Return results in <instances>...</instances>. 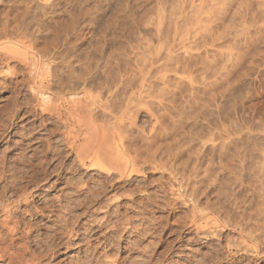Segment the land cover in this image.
<instances>
[{"label":"rangeland","instance_id":"rangeland-1","mask_svg":"<svg viewBox=\"0 0 264 264\" xmlns=\"http://www.w3.org/2000/svg\"><path fill=\"white\" fill-rule=\"evenodd\" d=\"M20 1L21 0H0V8H2L0 9V16H3L4 13L11 8V6L13 7L11 9H14L12 11H15L16 6L24 7V5H27L31 8H35L38 6V10H47V14L49 15L48 16L46 14L47 17L54 16L52 17V22L50 21V25H53V21L55 23L56 20H60V22L66 20V22H68V24H66L70 26V28L68 32H65L67 33L68 36H66L69 38L70 42L66 45H63L65 48H71V51L73 50V53L75 55L82 56L83 58L87 57L94 63L99 59L96 64H100L101 66L105 65V61L109 59V65L106 66V69L104 68L105 70H110L109 72L112 71L110 75L111 78L108 77L107 87H109V85L112 87L116 85L117 95L114 102L116 101L115 105L117 104V106H120L121 102V107H123L124 103L127 101V98L132 95L130 94V92L133 91H130L131 87L132 89H134L136 86L138 87L137 84H139L140 80L139 70L141 68V64H143L145 61L149 62L151 59L153 62L150 67V72L148 74L149 78L147 82L150 86L147 84L145 91H148L147 93L144 91V93L149 94L150 97L149 95L143 96L141 93V96L138 97L137 100L135 99L137 102L133 100L136 104L132 102L135 107L131 106L133 107L131 108V113L132 115H136V126L139 128V131H141L143 134H147L146 132L149 131V128L154 125V122L152 123L153 119L148 116V110L150 108L152 109H150L151 112L155 114H162V112L164 111L163 108L166 107L163 103L166 102L165 105L168 106V104L174 102L175 104H177L176 106H178L176 107V114L173 113L175 114L174 119H176V115H178L179 117H177L176 120L181 121V117L183 116L182 121L180 122L182 124V127L180 126L181 128L179 127V125H181L179 122H174L176 124V128H178L176 129V132L178 134H180L178 130H182V132L183 130H185V133L187 132L186 134L183 132L186 138L181 137L183 141V145L181 148H183L185 144L184 152H181L184 153V155L180 160L182 161L181 165H184V169H182V166L180 165L182 172H184L183 170H185V172L188 174V172L190 171L188 169L192 167L194 160L198 156H195L194 154L197 153H199V156L201 157L200 161H203H201V163H205V166L209 162L210 165L212 163V165L218 166L220 161L219 154L222 152L221 147L225 142L229 151L227 152V160L229 159L228 161H230V165H232V167H236V169L238 170L229 174V176H233L231 177L232 181H235L234 183H238L240 182V180H236V177L241 178V180H245V182L243 180L241 182L246 186L247 184L245 183H249L250 185L255 186L258 185V182H260L259 185L262 188V190L260 189V194L264 195V184H261L264 182V178L261 179L262 182L259 181L260 178H257V176L253 174V171L255 170H253L252 172L249 170L250 167V169H252L253 167L254 169H260L262 167V161H264V153H262V151L264 152V0ZM51 5L53 7H51ZM172 7H174V9ZM49 11H52L51 14ZM86 12L88 13V15L86 14ZM195 15L198 17H196ZM187 20L188 25H191L188 26L187 24H185L187 23ZM45 34L48 35L46 36ZM45 34L44 41L46 39L50 41L51 35L49 36V33ZM58 43L60 42H57V45H51L50 48L52 52L56 51L57 46H59V48H63V46ZM190 43H192L193 45ZM96 47L98 49H96ZM9 48L14 50L16 49L17 51L19 50L18 52H21V55L24 54L26 57L24 58L27 62V65L24 66L23 64H19L18 67V65L16 66L15 63H11L10 65L15 64V69L19 71L18 76L10 80L14 81L13 83H19L17 84V92H14V94L9 89H2L0 92V106H3L5 104L6 108V111L4 113L2 107H0V109H2L3 111V113L0 112L2 114L0 116V124H5L7 122L5 124V127L7 128L3 127V124H1L2 128L0 127V165L3 166V164L5 163L4 166H6L4 168L6 171L3 170L4 166H0V169L3 170H0V172H2L0 173V176H5V179L11 180L12 177H14V175L16 174V178L14 177L13 179L19 180L17 185H19L20 191H17L16 194H11V192H8L6 194L8 195V197L6 196V200H8L7 202L12 200L11 202H13V204L15 203L14 205L18 204L21 213L20 217L22 216V220L24 223L30 222L28 224H31L32 236L38 244H44L47 239L49 240L48 235L51 236L54 233L52 228H55L56 223L58 224L56 216H58V214L60 213L65 215V218L68 221L71 220V222H76L75 225L77 224L76 227L79 226V230H82L81 232H83L84 229H87V231H85L87 233L90 228L93 227V233H88V235H90V238H87V234L85 235L86 242L89 239H93L95 234L99 235L100 241L99 239L98 241H91L93 244L92 246H96L98 242L99 245H106L109 241V244L115 243L122 246L121 251H117L115 249V246L114 248L109 249L112 251L106 252V255L109 254L108 256H111V258L113 256V258L120 260V264H128L129 262H131L132 264H147L149 262V264H151V262L153 264H193L194 262V264H264V253L262 254L263 258L259 257L256 259L250 253L236 252V250L234 249V245L239 243L242 238L237 233V231L231 227L222 229L223 235L221 236V238L216 235H210V237L205 238L204 236H201L198 233L194 232L193 226L190 222H188L191 207L189 206V203H185L186 200H189V197L185 195L182 196L181 191H183V187H181L179 183V181L182 180V182H185V177H183L182 179V177L180 178V176H178V178H180L181 180H175L177 182L176 183L174 180L170 179L171 175L169 176L168 171L166 172L162 169L160 170V168H151V166L154 164L151 165L149 163L139 162V166H143L142 172L133 174L130 184L125 185L122 180L117 181L114 175H112L113 179L110 180V183L111 185L113 184V186L111 187L110 183L108 184L105 180L106 172L96 170L94 169V167L91 169L89 161H86L83 165L77 162L76 156H74L75 154L69 151L70 148L68 144H66L67 142L64 138L65 128L62 127L58 122H56V118L54 117V115L50 113L52 116L51 117L50 115L46 114L47 111H40V106L42 105L40 103H43L45 100V103L48 102L49 104L52 98H57L56 95L55 97L54 95H52L53 88L52 90L51 88L50 90H46L47 86H44L45 88H40V90L42 91L41 94L45 93L42 96L40 94H38L39 96H33V93L31 92V94L29 92V85L33 84L32 76L35 75L34 71L39 70L40 72L42 71L44 73L45 69L48 67L47 63H44L42 61L39 62L40 60L36 51L19 42L10 43ZM165 48L167 49V51ZM74 50L76 52H74ZM169 50H172L171 53H169ZM105 51H107L108 55H106ZM100 52H103V54ZM168 54H171L170 58L166 56ZM95 57L100 58L95 59ZM32 59H35L34 62ZM211 62L213 63V65ZM173 65H177V69L174 68ZM2 68L5 70L6 74V67L3 66ZM30 73L34 74L31 76ZM26 80L31 82H26ZM37 80H39V77L35 79V81ZM135 81L137 82L135 83ZM205 85L206 89H204ZM178 87H180L182 91H184L176 92L177 95H174L176 99L170 102L173 99L172 97H170L171 94L174 90H177ZM134 90L136 91V89ZM83 92L87 97L89 95L94 96V94L95 96H97V94L99 93L96 90L86 88L80 94H75L72 97H67L68 94H64L63 98H70L71 100L77 99V97L80 98L83 95V99L85 100ZM103 92L105 91L103 90ZM103 92L100 93V103L104 104V101H107V94L105 93V95ZM16 93H18V96ZM11 94L12 96L14 94V96H17V98L14 96V98H12ZM9 95L11 99L18 100L17 105L20 102L18 106L15 105L16 108H18L17 110L19 111H13V109L16 110L14 105L6 107L7 99L10 101V97L7 98V96ZM51 96L52 98H50ZM168 98L171 99L169 100ZM196 98L198 99V101ZM49 99L50 101H47ZM107 99H109V96ZM216 99L217 101H215ZM53 100L52 102H50V104H59V101L57 99H55L56 103ZM160 100L162 101L160 102ZM86 101L89 100H85V104ZM193 101L196 103H193ZM159 102L160 104L162 103V108L160 107L161 105L159 104ZM45 103L44 106L46 105ZM174 103L170 105L175 106ZM7 104L9 105V103ZM156 104H158L159 106ZM37 105L39 106L37 107ZM7 108H9L8 111L10 113H8ZM37 108L39 109L37 110ZM144 108L147 112L144 110ZM180 108L182 113H178V111H180ZM11 109L12 112H14V117L12 116L13 113H11ZM132 109L133 111L136 109L138 110V112L135 111L136 113L134 114ZM185 111L189 112L185 113ZM5 114L6 116L7 114H11L9 116L12 118L9 119L8 116V121H6L7 118ZM179 114H181L182 116ZM4 116L6 119L4 118ZM1 119L3 121L5 120V122H3ZM13 119L14 122H11L13 121ZM167 119L169 120V118H166L164 122L165 125L167 124L168 126V123L171 119L169 121ZM170 123H172L170 124V126H172V120ZM89 131L90 129L86 130V134L84 132V137L88 136L89 138V134H91V131ZM188 131L190 132V134L188 133ZM183 133L181 136H184ZM77 143H80V141H78ZM242 148H244L245 150ZM239 150L241 152H239ZM193 156H195V158ZM161 158V156L160 158L159 156H156V160ZM190 158H194L193 162H191L192 160ZM16 159L18 161H15ZM169 159L170 158H168L166 155H163L162 160H164L165 163L168 161L169 164H171V161H169ZM2 161H4L3 164L1 163ZM71 161H75L76 163L74 162V164H71ZM15 162L17 163V165ZM157 162H159V160ZM183 162L186 163L183 164ZM14 165L17 167H14ZM190 165L191 167H189ZM238 165V168H240V166H244V173H239L240 170L237 168ZM8 166L9 168H7ZM246 166H248V168ZM166 167H169L168 163L166 164ZM11 171H13L14 173ZM241 173L243 176L241 175ZM254 178H256V181ZM251 180L255 181L256 184H254V182H251ZM98 184L106 185V192L104 191V195L102 194V198L99 199L100 201L98 200L99 203L89 199V197L92 198V194L94 193L91 190L95 191L98 187ZM88 187L90 188L88 189ZM25 193L27 194L25 195ZM22 197H27V201H23ZM18 200H21L19 202L20 204L18 203ZM256 200H260V198L258 199V197H256ZM260 201H263L261 203L264 205V198H261ZM27 203H30V208L26 206ZM262 204L260 205L259 210V213H262L261 215H259V222L264 224V206H262ZM0 212L2 216V211L0 210ZM75 214H80L78 219H74ZM111 221L113 222V224ZM133 226L136 229L133 228ZM96 229L97 231L94 234V231ZM196 235L198 236V238ZM43 238L44 240H46H42ZM94 238H96V236ZM85 239L83 240L84 242ZM190 239H193V242ZM252 243L259 244L258 241H248V244L253 245ZM129 245L130 247L127 248V246ZM228 245H231L230 247L232 248H228ZM259 245L261 250H264L263 246L261 244ZM131 246L135 247L131 248ZM85 248L86 246H83L81 249L84 250ZM220 248H223L224 251ZM164 251L166 252L162 254V252ZM80 252V249L77 247L70 249V251L62 253L56 260L51 262L54 263L55 261H59L60 263L58 262L57 264H67V262L75 259L78 255L81 256L82 252ZM100 252L103 253V251ZM217 252H219V254H216ZM234 252H236L237 254ZM233 253L235 255L233 259H230V256ZM123 258L126 259L125 262ZM108 259L106 258L107 261ZM208 260L212 261L209 262ZM49 261L50 260L48 259V257H44L42 259V264H45V262L47 264Z\"/></svg>","mask_w":264,"mask_h":264},{"label":"bare ground","instance_id":"bare-ground-1","mask_svg":"<svg viewBox=\"0 0 264 264\" xmlns=\"http://www.w3.org/2000/svg\"><path fill=\"white\" fill-rule=\"evenodd\" d=\"M13 1V0H12ZM22 1V0H21ZM20 1V2H21ZM39 1V0H38ZM44 1V0H43ZM56 2V1H55ZM96 2V1H95ZM218 2V1H216ZM26 4V3H25ZM52 4V2H51ZM38 5V4H36ZM31 6V5H30ZM44 6V5H43ZM42 6V8H43ZM60 6V5H59ZM92 6V5H91ZM116 6V5H115ZM203 6V5H202ZM18 7V6H16ZM15 7V11H12L14 9L11 6L10 9H8L3 16H0V92L2 89L4 90H11L13 93L17 92L16 90L18 89L17 84L19 83H13L14 81H10L13 78H16L18 76L19 71L15 69V67L19 64H23L24 66L27 65V62L25 61V55H21V52L19 53L16 49H10L9 48V44L10 43H14V42H19L21 44H24L25 46H28L32 49H34L36 51V53L38 54V58H39V62H44L47 63V68L45 69L44 73L39 70H35V75L32 76L34 73H30L32 76V81L33 84L29 85V92L33 93V96H37L38 94H40L41 96L44 94H41L42 91L40 90V88L47 86L46 90H52L53 88V94L54 97L56 95L57 98H52V96L49 100L52 102V100L55 102V99H57L59 102V104L54 105V103H51L53 105L48 104V102L45 103V98L42 99L44 100L41 101L43 103L40 106V111H47L46 114L50 115H54V117L56 118V122H58L62 127H64V134H65V139H66V144H68L69 148H70V152L74 153L76 156V160L77 162H79L81 165L85 164L86 161L90 162L91 165V169L94 167V169L96 170H100V171H104L106 172V176H105V180L106 182L109 184L110 180L113 179V176L117 179V181L122 180L123 183H125V185L130 184V181L132 180V175L133 174H137L142 172V168L143 166H139L140 164H138L139 162L141 163H149V164H154L151 166V168H160V170L162 169L163 171H168L169 176L171 175L170 179L172 180H176L179 181L181 180L180 178L185 177V182L179 181L181 187H183V191H181L182 196L185 195L187 197H189V200L185 203H189V206L191 207L190 209V217L188 218V222L191 223V225L194 228V232L198 233L201 236L206 237H210V235H216L219 238H221L222 234V229L223 228H233L234 230L237 231V233L241 236V241L237 244L234 245V249L236 250V252H240V253H250L251 255H253V257H255L256 259L259 257H262L264 250H261L260 245L261 244L263 246L264 249V224H262L261 222H259V215H261L259 212L260 210V205L262 204L260 201L261 198H264V195L260 194V189L262 190V188L260 187L258 182V185H250L249 183H245L246 185L242 184V180L241 178H237L236 180H240V182H236L234 183L232 181L233 176H229V174H231L232 172H236V167H232V165H230V161L227 160V145L224 144L222 145V152L219 154L220 155V161L218 166H214L209 164V160L206 164V166L204 164L201 163L200 161V156L199 153L194 154L195 156L198 155L196 157V159L193 162V159L195 158V156H193L194 158H190L193 162L192 167L191 165L189 167L191 168H187L188 170H190L188 172V174L185 172V170H183L184 172H182L181 170V157H183L184 153V146L183 148V141L182 138L185 137L184 133L185 130H178V132L180 134H178L176 131V124L174 122H176L177 117H179L178 115H176V119H174V115L176 114L175 112H177L176 110V106L177 104H175L174 102H172L174 99H176L174 97V95L176 96V92H183L182 89L180 87H178L177 90L173 91V95L171 94L170 97H172L173 99L168 102L170 104H175L174 105H170L163 103L164 106H166L165 108H163V112L162 114H155L153 112L150 111V109L148 110L149 115L154 122V125L151 126V128H149V131H147V134H143L141 131H139V128L136 126V115H132L131 113V108L135 107V105H133L132 102L136 101L138 97L142 95H149L146 94L147 91H145L146 87H147V82H148V78H149V72H150V67L152 65V60L150 59L149 62H144L143 64H141V68L139 70V84L138 87L136 86L134 89H136V91L134 89H132V85L130 86L131 90H133L132 92H130V94H132L131 96H127V101L124 103L123 107H121V102H120V106L117 104L115 105L114 100H116V95H117V91H116V85H114L113 87L109 85V87H107V83H108V77H110L111 72H109L106 69V66L109 65V59H107L105 61V65H100V64H96V62H98V60L94 63L93 61H90V59L83 58L82 56L79 55H75L73 53V50L71 51V48H65L63 45H66L67 43L70 42L69 38L67 37V33L70 26H68V22H60L59 21H53V25H50V23L52 22L51 20L53 19L52 17L54 16H50L47 17L46 14L48 13L47 10H38V6L35 8H31L28 7L27 5H24V7ZM33 7V6H32ZM45 7V6H44ZM51 7H53L51 5ZM79 7V6H76ZM41 8V7H40ZM50 8V7H49ZM74 8V7H73ZM174 9V7H172ZM2 9V8H0ZM45 9V8H44ZM52 9V8H51ZM49 9V10H51ZM68 9V8H67ZM179 9V8H177ZM73 10V9H71ZM83 10V9H82ZM103 10V9H102ZM172 10V9H171ZM183 10V9H182ZM193 10V7H192ZM191 10V11H192ZM66 11V10H65ZM81 11V10H80ZM117 11V10H116ZM119 11V10H118ZM173 11V10H172ZM178 11V10H177ZM50 12V11H49ZM52 12V11H51ZM50 12V14H51ZM197 12V10H196ZM170 13V12H169ZM177 13V12H175ZM200 13V12H199ZM202 13V12H201ZM54 14V13H53ZM52 14V15H53ZM59 14V13H58ZM64 14V13H63ZM66 14V13H65ZM86 14L88 15V13L86 12ZM48 15V14H47ZM111 15V13H110ZM115 15V14H114ZM177 15V14H176ZM198 15V14H197ZM49 16V15H48ZM166 16V15H165ZM175 16V15H174ZM185 16V15H184ZM183 16V17H184ZM194 16V15H193ZM196 16V15H195ZM108 17V16H107ZM173 17V16H172ZM198 17V16H196ZM73 18V17H72ZM205 18V17H204ZM209 18V17H208ZM56 19V18H55ZM172 19V18H171ZM71 20V19H70ZM184 20V19H183ZM182 20V21H183ZM186 20V18H185ZM208 20V19H207ZM51 21V22H50ZM109 21V20H108ZM180 21V20H179ZM75 22V21H73ZM139 22V21H138ZM185 22V21H184ZM195 22V21H194ZM67 23V24H66ZM72 23V22H71ZM98 23V22H97ZM143 23V22H142ZM192 23V22H191ZM66 24V26H65ZM115 24V23H114ZM164 24V23H163ZM166 24V23H165ZM178 24V23H177ZM188 25V20L187 23H185ZM121 25V24H120ZM191 25V24H189ZM188 25V26H189ZM131 26V25H129ZM184 26V25H183ZM165 27V26H164ZM204 27V26H203ZM72 28V26H71ZM98 28V27H97ZM116 28V26H115ZM167 28V27H166ZM171 28V27H170ZM185 28V27H184ZM199 28V27H198ZM211 28V27H210ZM66 29V30H65ZM143 29V28H142ZM191 29V28H190ZM71 30V29H70ZM205 30V29H204ZM66 31V32H65ZM76 31V30H75ZM202 31V30H201ZM98 32V31H97ZM118 32V31H117ZM129 32V31H128ZM137 32V30H136ZM45 33H49L50 37V41H48L47 39L44 41V34ZM74 33V32H73ZM130 33V32H129ZM163 33V32H162ZM161 33V34H162ZM180 33V32H179ZM195 33V32H194ZM201 33V32H200ZM205 33V32H204ZM209 33V32H208ZM75 34V33H74ZM78 34V33H77ZM76 34V35H77ZM86 34V33H85ZM91 34V33H90ZM182 34V33H181ZM46 35V34H45ZM48 35V34H47ZM46 35V36H47ZM67 35V36H66ZM79 35V34H78ZM94 35V34H93ZM165 35V34H164ZM163 35V36H164ZM171 35V34H170ZM45 36V37H46ZM48 36V37H49ZM95 36V35H94ZM93 36V37H94ZM101 36V35H100ZM209 36V35H208ZM71 37V36H70ZM88 37V36H87ZM200 37V36H199ZM213 37V36H212ZM80 38V37H79ZM85 38V37H84ZM120 38V37H119ZM186 38V37H185ZM72 39V38H71ZM102 39V38H101ZM109 39V38H108ZM167 39V38H166ZM204 39V38H203ZM76 40V39H75ZM111 40V39H110ZM115 40V39H114ZM171 40V39H170ZM206 40V39H205ZM145 41V40H144ZM147 41V40H146ZM181 41V40H180ZM57 42H60L58 44H60L61 46H63V48H59V46L56 47V51L52 52L51 50V45H57ZM133 42V41H132ZM193 42V41H191ZM76 43V42H75ZM143 43V42H142ZM16 44V43H15ZM71 44V43H70ZM93 44V43H92ZM177 44V43H176ZM187 44V42H186ZM192 44V43H190ZM195 44V43H194ZM159 45V42H158ZM174 45V44H173ZM193 45V44H192ZM60 46V47H61ZM91 46V45H90ZM135 46V45H134ZM127 47V46H126ZM125 47V48H126ZM148 47V46H147ZM159 47V46H158ZM161 47V46H160ZM164 47V46H163ZM53 48V47H52ZM99 48V46H98ZM96 47V49H98ZM132 48V47H131ZM151 48V47H150ZM182 48V47H180ZM190 48V47H189ZM187 48V49H189ZM54 49V48H53ZM75 49V48H74ZM95 49V50H96ZM166 49V48H165ZM186 49V47H185ZM129 50V49H128ZM157 50V48H156ZM194 50V48H193ZM82 51V50H81ZM167 51V49H166ZM172 50H169V53H171ZM74 52H76L74 50ZM85 52V50H84ZM99 52V51H98ZM121 52V51H120ZM129 52V51H128ZM263 52V50H262ZM19 53V54H18ZM97 53V52H96ZM103 54V52H100ZM106 55L107 51H105ZM163 53V52H162ZM226 53V51H225ZM101 54V55H102ZM110 54V53H109ZM186 54V53H185ZM197 54V53H196ZM145 55V54H144ZM157 55V53H156ZM96 56V55H95ZM99 56V55H98ZM113 56V55H111ZM110 56V57H111ZM170 58L171 54L166 55ZM25 57V58H24ZM155 57V56H154ZM199 57V56H198ZM100 58V57H97ZM95 57V59H97ZM106 58V57H105ZM109 58V57H108ZM187 58V57H186ZM192 58V57H191ZM194 58V57H193ZM240 58V57H239ZM85 59V60H84ZM103 59V58H102ZM148 59V58H147ZM189 59V58H188ZM205 59V58H204ZM228 59V58H227ZM33 60V59H32ZM35 60V59H34ZM33 60V62H34ZM146 60V59H145ZM30 61V60H29ZM171 61V60H170ZM183 61V60H182ZM200 61V60H199ZM206 61V60H205ZM32 62V61H31ZM119 62V60H118ZM155 62V61H154ZM11 63H15L13 65H10ZM51 63V64H50ZM101 63V62H100ZM127 63V62H126ZM147 63V64H146ZM168 63V62H167ZM178 63V62H177ZM212 63V62H211ZM239 63V61H238ZM237 63V64H238ZM103 64V63H102ZM184 64V63H183ZM112 65V64H110ZM122 65V64H121ZM160 65V64H159ZM171 65V64H170ZM194 65V64H193ZM200 65V64H199ZM209 65V64H208ZM213 65V63H212ZM3 66L6 67V74H5V70L2 68ZM42 66V64H41ZM174 66V65H173ZM139 67V66H138ZM176 66H174V68H176ZM105 68V69H104ZM160 68V67H159ZM207 68V67H206ZM205 68V69H206ZM4 71H3V70ZM110 69V68H109ZM113 69V68H112ZM111 69V70H112ZM133 69V68H132ZM169 69V68H168ZM177 69V68H176ZM208 69V68H207ZM211 69V68H210ZM21 70V69H20ZM32 70V69H31ZM182 70V69H181ZM184 70V69H183ZM221 70V69H220ZM223 70V69H222ZM262 70V69H261ZM3 71V73H2ZM18 71V72H17ZM27 71V70H25ZM109 73H108V72ZM178 71V70H177ZM207 71V70H206ZM213 71V70H212ZM21 72V71H20ZM126 72V71H125ZM194 72V71H193ZM217 72V70H216ZM24 73V72H22ZM43 73V74H42ZM214 73V72H213ZM101 74V75H100ZM196 74V73H195ZM201 74V72H200ZM216 74V73H215ZM22 75V74H21ZM194 75V73H193ZM198 75V74H197ZM218 75V74H217ZM120 76V75H119ZM125 76V75H124ZM127 76V75H126ZM39 77V80L35 81V79H37ZM103 77V78H101ZM209 77V76H207ZM111 78V77H110ZM118 78V77H117ZM137 78V77H136ZM18 79V78H17ZM116 79V78H115ZM126 79V78H125ZM204 79V78H203ZM224 79V78H223ZM15 80V79H14ZM117 80V79H116ZM179 80V79H178ZM227 80V79H226ZM9 81V82H8ZM25 81V80H24ZM28 80H26L27 82ZM203 81V80H202ZM31 82V81H28ZM132 82V81H131ZM134 82V81H133ZM137 81H135L136 83ZM225 82V81H224ZM122 83V82H121ZM194 83V82H193ZM212 83V82H211ZM215 83V82H214ZM28 84V83H27ZM30 84V83H29ZM206 84V83H205ZM130 85V84H129ZM149 85V84H148ZM211 85V84H210ZM220 85V84H219ZM222 85V84H221ZM150 86V85H149ZM154 86V85H153ZM230 86V85H229ZM28 87V86H27ZM26 87V88H27ZM118 87V86H117ZM123 87V86H122ZM125 87V86H124ZM164 87V86H162ZM45 88V87H44ZM49 88V89H48ZM86 88H90L93 90L98 91L99 93L97 94V96H95L94 93H90V94H94V96L89 95L88 97L85 96L86 94H84L85 96V100H89L86 101L85 104V100L83 99V95L77 99H71L67 98L64 99L63 96L64 94H68L67 97H72L75 94H80L82 91H84V89ZM120 88V87H119ZM195 88V87H194ZM201 88V87H199ZM122 89V88H121ZM128 89V88H127ZM149 89V87H148ZM151 89V88H150ZM153 89V88H152ZM159 89V88H158ZM167 89V88H166ZM206 89V85L205 88ZM27 90V89H26ZM103 90L105 92H103ZM129 90V89H128ZM155 90V89H154ZM160 90V89H159ZM122 91V90H121ZM144 91L146 93H144ZM166 91V90H165ZM170 91V90H169ZM222 91V90H221ZM11 92V93H12ZM19 92V91H18ZM51 92V91H50ZM106 93L107 94V98L109 96V99L106 98L107 101H104L103 103H100V93ZM161 92V91H160ZM24 93V92H23ZM31 93V94H32ZM52 93V92H51ZM88 93V92H86ZM15 94V93H14ZM13 94V96H14ZM18 96V93H16ZM105 94V95H106ZM158 94V92H157ZM156 94V95H157ZM166 94V93H165ZM168 94V93H167ZM102 95V94H101ZM185 95V94H184ZM12 96V94H11ZM17 98V96H14ZM31 96V95H30ZM32 96V97H33ZM39 96V95H38ZM40 96V97H41ZM119 96V95H118ZM121 96V95H120ZM160 96V95H159ZM169 96V95H168ZM9 96H7V98H9ZM105 97V96H104ZM150 97V95H149ZM158 97V96H157ZM224 97V96H223ZM42 98V97H41ZM40 98V100H41ZM47 98V97H46ZM87 98V99H86ZM119 98V97H118ZM125 98V95H124ZM192 98V97H191ZM2 99V98H1ZM83 99V101H82ZM136 99V100H135ZM142 99V97H141ZM139 99V100H141ZM169 100L171 98H168ZM197 99V98H196ZM195 99V100H196ZM38 100V99H37ZM123 100V99H122ZM134 100V101H133ZM138 100V101H139ZM167 100V101H169ZM194 100V101H195ZM228 100V99H226ZM17 101L16 99H11L10 97V101L7 99V103H9V105L6 103V107L8 106H18L17 105ZM120 101V100H119ZM124 101V100H123ZM162 100H160L161 102ZM191 101V100H190ZM193 103H196L194 102ZM198 101V99H197ZM217 101V99L215 100ZM106 102V103H105ZM137 102V101H136ZM159 102V104H160ZM44 103L46 104L44 106ZM135 103V102H134ZM148 103V102H147ZM151 103V102H150ZM155 103V102H154ZM2 104V103H1ZM136 104V103H135ZM146 104V103H144ZM149 104V103H148ZM153 104V103H152ZM31 105V104H30ZM154 105V104H153ZM158 105V104H156ZM155 105V107H156ZM161 108H162V103L160 104ZM4 106V107H3ZM2 107L4 113H5V104ZM13 109V111H19L17 110L18 108ZM36 106V105H34ZM39 105H37L38 107ZM133 106V107H131ZM137 106V105H136ZM140 106V105H139ZM142 106V105H141ZM145 106V105H144ZM159 106V105H158ZM163 106V107H164ZM148 107V106H147ZM152 107V106H151ZM154 107V106H153ZM191 107V106H190ZM11 108V107H10ZM13 108V107H12ZM20 108V107H19ZM25 108V107H24ZM146 108V107H145ZM144 108V110H145ZM149 108V107H148ZM157 108V107H156ZM2 109H0V112L3 113ZM9 108H7L8 111ZM39 108H37L38 110ZM160 109V108H159ZM34 110V109H33ZM139 110V108H138ZM138 110H134L132 109V111L134 112V114L136 112H138ZM152 110V109H151ZM155 110V109H154ZM158 110V108H157ZM156 110V111H157ZM136 111V112H135ZM146 111V110H145ZM28 112V111H27ZM87 112V113H86ZM147 112V111H146ZM182 113L181 108L180 111H178V113ZM189 112V111H187ZM185 111V113H187ZM192 112V111H191ZM226 112V111H225ZM8 113H10L8 111ZM11 113L12 116L14 115V112H12L11 109ZM45 113V112H44ZM51 113V114H50ZM85 113V114H83ZM131 113V114H129ZM158 113V112H157ZM175 113V114H173ZM177 113V114H178ZM197 113V111H196ZM31 114V113H30ZM42 114V113H40ZM2 114L0 113V116ZM4 115V114H3ZM11 115V114H5L6 118ZM146 115V114H145ZM181 115V114H179ZM4 116V118H5ZM49 116V118H50ZM182 116V115H181ZM14 117V116H13ZM52 117V116H51ZM183 117V116H182ZM182 117H181V121H182ZM191 117V116H190ZM206 117V116H205ZM3 118V119H4ZM5 118V119H6ZM9 119H11L12 117H8ZM8 118L6 121H8ZM166 118H169V120L171 119L173 122V125L170 126V122L168 123L169 125L167 126V124L165 125L164 120ZM143 119V118H141ZM149 119V118H148ZM179 119V118H178ZM2 120V119H1ZM53 120V119H52ZM168 120V119H167ZM168 120V121H169ZM186 120V118H185ZM3 121V120H2ZM10 121V120H9ZM16 121V120H15ZM145 121V120H143ZM180 120H178L177 122H181ZM192 121V120H191ZM1 122V121H0ZM5 122V120L3 121ZM14 122V119L13 121ZM150 122V120H149ZM185 122V121H184ZM7 123V122H6ZM5 123V124H6ZM177 123V124H179ZM191 123V122H190ZM214 123V122H213ZM3 124V123H1ZM0 124V127H1ZM3 124V127H5L6 125ZM149 124V123H148ZM181 124V123H180ZM210 124V123H209ZM17 125V124H16ZM58 125V124H57ZM56 125V126H57ZM151 125V124H150ZM8 126V125H7ZM14 126V124H13ZM149 126V125H148ZM182 127V124L179 125V127ZM215 126V125H214ZM9 127V126H8ZM180 127V128H181ZM191 127V126H190ZM2 128V127H1ZM7 128V127H5ZM14 128V127H13ZM48 128V127H47ZM211 128V127H210ZM261 128V127H260ZM12 129V128H11ZM90 129V133L89 134V138L84 137V132L86 130ZM146 129V128H145ZM3 130V129H2ZM7 130V129H5ZM30 130V129H29ZM54 130V129H53ZM205 130V129H204ZM237 130V129H236ZM264 130V129H263ZM181 131V132H180ZM190 131V130H189ZM188 131V133L190 134V132ZM1 132V131H0ZM61 132V131H60ZM88 132V131H87ZM4 133V132H3ZM11 133V132H10ZM183 133L184 136H181ZM187 133V132H186ZM185 133V134H186ZM16 134V133H15ZM21 134V133H20ZM86 134V132H85ZM88 134V133H87ZM192 134V133H191ZM198 134V133H197ZM213 134V133H212ZM22 135V134H21ZM180 135V136H179ZM193 135V134H192ZM209 135V134H208ZM243 135V134H242ZM10 136V135H9ZM221 136V135H220ZM244 136V135H243ZM3 137V136H2ZM182 137V138H181ZM213 137V136H212ZM241 137V136H240ZM186 138V137H185ZM184 138V140H185ZM208 138V137H207ZM210 138V136H209ZM239 138V137H238ZM1 139V138H0ZM244 139V138H243ZM246 139V138H245ZM3 140V139H2ZM31 140V139H30ZM195 140V139H194ZM10 141V140H9ZM78 141H80V143H77ZM189 141V140H187ZM238 141V139H237ZM200 142V141H199ZM227 142V141H226ZM25 143V142H24ZM201 143V142H200ZM199 143V144H200ZM231 143V142H230ZM236 143V142H235ZM234 144V143H233ZM253 144V143H252ZM261 144V143H260ZM249 145V144H248ZM259 145V144H258ZM57 146V145H56ZM261 146V145H260ZM263 146V144H262ZM204 147V146H203ZM235 147V145H234ZM244 147V146H243ZM39 148V147H38ZM190 148V147H189ZM183 149V150H182ZM197 149V147H196ZM202 149V148H201ZM244 149V148H242ZM249 149V148H248ZM264 149V148H263ZM187 150V149H186ZM194 150V149H193ZM192 150V151H193ZM200 150V149H199ZM233 150V149H232ZM245 150V149H244ZM252 150V149H250ZM261 150V149H260ZM20 151V150H19ZM45 151V150H44ZM49 151V150H48ZM198 151V150H197ZM187 152V151H185ZM239 152H241L239 150ZM253 152V151H252ZM255 152V151H254ZM34 153V152H33ZM203 153V152H202ZM262 153H264L262 151ZM65 154V153H64ZM163 155L167 156L169 159V161H171V164H169V162L167 161L166 163L164 162L163 159ZM232 155V154H231ZM264 155V154H263ZM156 156L160 158V156L162 157L161 159H158L159 162H157L158 160H156ZM240 156V155H239ZM245 156V155H244ZM259 156V155H258ZM12 157V156H11ZM17 157V156H16ZM15 157V158H16ZM23 157V156H22ZM217 157V156H216ZM230 157V156H229ZM242 157V156H241ZM8 158V157H7ZM13 158V157H12ZM24 158V157H23ZM185 158V157H184ZM203 158V157H202ZM240 158V157H239ZM247 158V157H246ZM18 159V158H17ZM15 161H18V160ZM26 159V158H25ZM24 159V160H25ZM183 159V158H182ZM207 159V158H206ZM205 159V160H206ZM210 159V158H209ZM232 159V158H231ZM262 159V157H261ZM21 160V159H20ZM75 160V161H76ZM156 160V162H155ZM186 160V159H185ZM184 160V161H185ZM188 160V159H187ZM251 160V158H250ZM9 161V160H8ZM23 161V159H22ZM74 161V162H75ZM4 161H2L1 163L3 164ZM50 162V161H49ZM74 162L71 161V164ZM154 162V163H153ZM164 162V163H163ZM203 162V161H202ZM238 162V161H237ZM256 162V161H255ZM264 161H262V167L260 169H254V167L252 169L249 168V170L252 172L253 170V174H255V176H257V178H260L259 181L262 182L261 179L264 178ZM7 163V162H6ZM16 163V162H15ZM21 163V162H20ZM19 163V164H20ZM37 163V162H36ZM35 163V164H36ZM39 163V162H38ZM76 163V162H75ZM168 163L169 167H166V164ZM186 163V162H185ZM183 162V164H185ZM217 163V162H216ZM239 163V162H238ZM247 163V162H246ZM14 164V163H13ZM12 164V166H13ZM78 164V163H77ZM250 164V163H249ZM5 165V163L3 164V166ZM8 165V164H7ZM17 165V163H16ZM145 165V164H143ZM204 165V166H202ZM255 165V164H254ZM2 166V165H0ZM2 166V167H3ZM11 166V167H12ZM34 166V165H32ZM150 166V165H148ZM182 166V165H181ZM184 166V165H183ZM182 166V169H184V167ZM253 166V165H252ZM6 166L3 167V170H5ZM14 167H17L14 165ZM40 167V166H38ZM72 167V166H70ZM180 167V168H179ZM239 167V165L237 166V168ZM244 166H240V168H238L240 172H245ZM248 168V166H246ZM256 167V166H255ZM9 168V166L7 167ZM44 168V167H43ZM150 168V167H149ZM17 169V168H15ZM14 169V170H15ZM186 169V170H187ZM1 171H3L2 169H0ZM11 170V169H10ZM181 170V171H180ZM6 171V170H5ZM8 171V170H7ZM20 171V170H19ZM35 171V170H34ZM238 171V170H237ZM247 171V170H246ZM13 172V171H11ZM17 172V171H15ZM249 172V171H248ZM261 172V173H259ZM2 173V172H0ZM4 173V172H3ZM14 173V172H13ZM42 173V172H41ZM238 173V172H237ZM5 174V173H4ZM167 174V173H166ZM248 174V173H247ZM252 174V173H251ZM260 174V176H259ZM3 175V174H2ZM242 175V173H241ZM246 175V173H245ZM7 176V175H6ZM13 176V175H12ZM19 176V175H18ZM32 176V175H31ZM178 176H180V178H178ZM243 176V175H242ZM250 176V175H247ZM14 177L16 178V174L14 175ZM14 177H12L11 180L5 179V176H0V210L2 211V216L0 214V264H42V259L44 257H48V259L50 260L47 264H57L59 261H55L54 263H52L54 260H56L59 255H61L62 253H66L67 251H70V249L73 248H79L80 251L82 252L81 256H77L75 259L70 260L69 262H67V264H120L118 259L116 258H111V256H108L109 254L106 255L107 251H112L109 249H112L116 246V250L117 251H121L122 250V246H120L119 244H109L110 241L104 245H99L97 243V245L92 246V242L91 241H98L99 239V235L95 234L97 229L94 231V234L96 236V238L93 237V239H89L86 242L85 239V235L87 234V238H90V235H88V233H91L93 231V227L90 228V232L88 231L87 233L85 231H87V229L83 230V232H81L79 230V226L76 227L75 223L71 220H67L65 218V215L63 214H58V216H56L57 218V222L55 224V228H52V230L54 231V233L49 236V240L47 239V241L44 240V238L42 240H44V244H38L36 242V240H34L33 236H32V229H31V224L28 223H24L22 220V216L20 217L21 213L19 210V206L14 205L13 202L6 200V196L8 197V195H6L8 192H11V194H16L17 191H20L19 185H17L19 180L13 179ZM239 177V175H238ZM19 178V177H18ZM231 178V179H230ZM244 178V177H242ZM250 178V177H249ZM253 178V177H251ZM10 179V178H9ZM179 179V180H178ZM235 179V178H234ZM233 179V180H234ZM256 181V178H254ZM252 179V180H254ZM97 180V179H96ZM99 180V179H98ZM254 182L255 181H252ZM175 181V182H176ZM245 182V180H243ZM247 181V180H246ZM250 181V180H249ZM264 181V179H263ZM112 182V181H111ZM121 182V181H120ZM150 182V181H149ZM168 182V181H167ZM174 182V183H175ZM102 183V182H101ZM104 183V182H103ZM177 183V182H176ZM178 183V184H179ZM38 184V183H37ZM63 184V183H62ZM95 184V183H94ZM106 184V183H105ZM138 184V183H137ZM171 184V183H170ZM177 184V185H178ZM249 184V186H248ZM262 185L264 184L261 183ZM17 185V186H16ZM140 185V184H139ZM144 185V184H143ZM97 186V184H96ZM110 186L112 187L113 184ZM171 186V185H170ZM28 187V186H27ZM178 187V186H177ZM180 187V188H181ZM90 187H88L89 189ZM94 188V187H93ZM92 188V189H93ZM106 185H100L98 184L97 189L91 190L92 192H94L92 194V198L89 197L90 200L94 201V202H98L99 199H101L102 194L104 193ZM127 189V188H126ZM163 189V188H162ZM28 190V189H27ZM26 190V191H27ZM41 190V189H40ZM125 190V189H124ZM180 190V189H179ZM178 190V191H179ZM182 190V189H181ZM71 192V191H70ZM119 192V191H118ZM180 192V191H179ZM28 193V192H27ZM25 193V195L27 194ZM120 193V192H119ZM176 193V192H175ZM128 194V193H127ZM264 194V193H263ZM22 195V194H21ZM58 195V194H57ZM91 195V194H90ZM104 195V194H103ZM5 196V198H4ZM46 196V195H45ZM66 196V195H65ZM132 196V195H131ZM10 197V196H9ZM58 197V196H57ZM88 197V196H86ZM85 197V198H86ZM125 197V196H124ZM155 197V196H154ZM175 197V196H174ZM256 197H258V199L260 198V200H256ZM3 198H4V202H3ZM19 198V197H18ZM23 198V197H22ZM70 198V197H69ZM110 198V197H109ZM153 198V197H152ZM159 198V197H158ZM170 198V197H169ZM31 199V198H30ZM63 199V198H62ZM87 199V198H86ZM161 199V198H160ZM14 200V199H13ZM43 200V199H42ZM51 200V199H50ZM77 200V199H76ZM107 200V199H106ZM115 200V198H114ZM173 200V199H172ZM15 201V200H14ZM21 201V200H20ZM18 200V203L20 202ZM23 201H27V197L23 198ZM33 201V200H32ZM54 201V200H53ZM73 201V200H72ZM100 201V200H99ZM113 201V200H112ZM143 201V200H142ZM17 202V200H16ZM30 202V201H29ZM63 202V201H62ZM25 203V202H24ZM31 203V202H30ZM27 203L26 206L29 207V204ZM72 203V202H71ZM99 203V202H98ZM163 203V202H162ZM20 204V203H19ZM174 204V203H173ZM43 205V204H42ZM45 205V204H44ZM77 205V204H75ZM133 205V204H131ZM47 206V205H46ZM49 206V205H48ZM66 206V205H65ZM72 206V205H71ZM187 206V205H186ZM262 206H264L262 204ZM261 206V207H262ZM43 207V206H42ZM56 207V206H55ZM54 207V208H55ZM30 208V207H29ZM62 208V207H61ZM63 208H64V204H63ZM66 208V207H65ZM43 209V208H42ZM48 209V208H47ZM83 209V208H82ZM130 209V208H129ZM25 210V209H24ZM101 210V209H100ZM173 210V209H172ZM262 210V209H261ZM174 211V210H173ZM189 211V210H188ZM31 212V211H30ZM36 212V211H35ZM53 212V211H52ZM74 212V211H73ZM83 212V211H82ZM1 213V212H0ZM78 213V211H77ZM101 213V212H100ZM186 213V212H185ZM106 214V213H105ZM167 214V213H166ZM30 215V214H29ZM57 215V214H56ZM67 215V214H66ZM71 215V214H70ZM97 215V214H96ZM99 215V214H98ZM113 215V214H112ZM46 216V215H45ZM55 216V215H54ZM72 216V215H71ZM80 216V214H75L74 215V219H78ZM185 216V215H184ZM94 217V216H93ZM97 217V216H96ZM115 217V216H114ZM262 217V216H261ZM87 218V217H86ZM152 218V217H151ZM162 218V217H161ZM69 219V218H68ZM263 219V218H262ZM80 220V219H79ZM78 220V221H79ZM125 220V218H124ZM177 220V219H176ZM183 220V219H182ZM187 220V219H186ZM94 221V220H93ZM200 221V222H199ZM263 221V220H261ZM54 222V221H53ZM112 222V221H111ZM119 222V221H118ZM131 222V221H130ZM184 222V221H183ZM55 223V222H54ZM113 224V222H112ZM116 224V223H115ZM140 225V224H139ZM138 225V226H139ZM179 225V224H178ZM49 226V225H48ZM101 226V225H100ZM117 226V225H116ZM190 226V225H189ZM53 227V226H52ZM83 227V226H82ZM132 227V226H130ZM145 227V226H143ZM51 228V227H50ZM107 228V227H106ZM128 228V227H127ZM133 228H135L133 226ZM187 228V227H186ZM192 228V227H191ZM89 229V228H88ZM136 229V228H135ZM145 229V228H144ZM162 229V228H161ZM50 230V229H49ZM99 230V229H98ZM127 230V229H126ZM175 230V229H173ZM177 230V229H176ZM52 231V232H53ZM143 231V230H142ZM146 231V230H145ZM144 231V232H145ZM151 231V230H150ZM51 232V233H52ZM117 232V231H116ZM174 232V231H173ZM226 232V231H225ZM93 233V232H92ZM154 233V232H153ZM181 233V232H180ZM49 234V233H48ZM140 234V233H139ZM148 234V233H147ZM170 234V233H169ZM173 234V233H172ZM36 235V234H35ZM93 235V234H92ZM118 235V234H117ZM146 235V234H145ZM151 235V234H150ZM183 235V234H182ZM189 235V234H188ZM114 236V235H113ZM156 236V235H155ZM195 236V235H194ZM197 236V235H196ZM200 236V237H201ZM106 237V236H105ZM36 238V237H35ZM39 238V237H38ZM101 238V237H100ZM103 238V237H102ZM107 238V237H106ZM105 238V239H106ZM198 238V236H197ZM196 238V239H197ZM204 238V239H205ZM223 238V237H222ZM225 238V237H224ZM85 239V242L83 241ZM110 239V238H109ZM116 239V238H115ZM114 239V241H115ZM162 239V238H161ZM111 240V239H110ZM191 241L193 239H190ZM189 240V241H190ZM100 241V239H99ZM113 241V242H114ZM197 241V240H196ZM207 241V240H206ZM227 241V240H226ZM229 241V240H228ZM248 241H258L259 244H253L250 245L248 244ZM40 242V241H38ZM43 242V241H42ZM112 242V241H111ZM136 242V241H135ZM153 242V241H152ZM182 242V241H181ZM186 242V241H185ZM193 242V241H192ZM230 242V241H229ZM233 242V241H232ZM231 242V243H232ZM138 243V242H137ZM169 243V242H168ZM188 243V241H187ZM227 243V242H226ZM230 243V244H231ZM133 245V243H132ZM135 245V244H134ZM138 245V244H137ZM168 245V244H167ZM227 245V244H226ZM83 246H86V248L84 250H82L81 248ZM136 246V245H135ZM135 246H131V248H134ZM225 246V245H224ZM231 245H228V248H232L230 247ZM233 246V245H232ZM130 247L127 246V248ZM149 247V246H148ZM223 247V246H221ZM125 248V247H124ZM147 248V246H146ZM219 248V247H218ZM101 249V250H100ZM114 249V250H115ZM130 249V248H129ZM164 249V248H163ZM223 250V248H220ZM103 251V253H101L100 251ZM127 250V249H126ZM74 251V250H73ZM128 251V250H127ZM145 251V250H144ZM163 251V250H162ZM216 251V250H215ZM224 251V250H223ZM226 251V250H225ZM80 252V253H81ZM149 252V251H148ZM159 252V251H158ZM166 251L162 252V254H164ZM208 252V251H207ZM206 252V253H207ZM234 252V253H236ZM147 253V252H146ZM232 253V252H231ZM231 254V258L233 259L235 254ZM236 253V254H237ZM169 254V253H168ZM191 254V253H190ZM216 254H219V252H217ZM228 254V252H227ZM161 255V254H160ZM212 255V254H211ZM210 255V256H211ZM224 255V254H223ZM76 256V255H75ZM146 256V255H145ZM209 256V255H208ZM228 256V255H226ZM241 256V255H240ZM155 257V256H154ZM218 257V256H217ZM216 257V258H217ZM222 257V256H221ZM264 257V256H263ZM262 257V258H263ZM106 258H110L108 259V261L106 260ZM119 258V257H118ZM161 258V257H159ZM205 258V257H204ZM223 258V257H222ZM237 258V257H236ZM124 259V258H123ZM158 259V258H157ZM207 259V258H206ZM212 259V258H210ZM214 259V258H213ZM134 260V259H133ZM156 260V259H155ZM194 260V259H193ZM199 260V259H198ZM203 260V259H202ZM215 260V259H214ZM224 260V259H223ZM52 261V262H51ZM122 261V260H121ZM126 261V259H124V262ZM204 261V260H203ZM209 261V260H208ZM212 261V260H211ZM209 261V262H211ZM221 261V260H220ZM235 261V260H232ZM239 261V260H238ZM144 262V261H143ZM201 262V261H200ZM205 262V261H204ZM222 262V261H221ZM60 263V262H59ZM128 263V262H127ZM131 263V262H129ZM128 263V264H129ZM150 263V262H149ZM147 263V264H149ZM155 263V261H154ZM193 263V262H192ZM195 263V262H194ZM193 263V264H194ZM199 263V262H198ZM214 263V262H213ZM231 263V262H230ZM236 263V262H235ZM46 264V262H45ZM125 264V263H124ZM132 264V263H131ZM136 264V263H135ZM142 264V263H141ZM146 264V263H144ZM151 264H153L151 262ZM182 264V263H181ZM202 264V263H201ZM212 264V263H211ZM216 264V263H214ZM220 264V263H219ZM257 264V263H256Z\"/></svg>","mask_w":264,"mask_h":264}]
</instances>
